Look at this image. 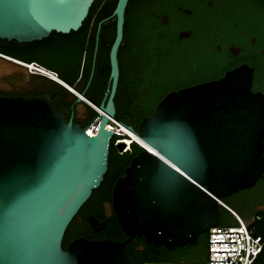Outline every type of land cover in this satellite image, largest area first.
<instances>
[{
	"label": "water",
	"instance_id": "obj_1",
	"mask_svg": "<svg viewBox=\"0 0 264 264\" xmlns=\"http://www.w3.org/2000/svg\"><path fill=\"white\" fill-rule=\"evenodd\" d=\"M92 1L0 0V38L22 42L52 30H76ZM127 2L117 0L112 13L116 33L109 51L108 96L87 124L66 119L50 93L0 94V264H141L126 239L78 236L62 247L67 225L103 179L117 133L106 124L115 118L117 50ZM35 75L0 55L1 91L25 86ZM251 82L252 67L241 63L219 78L166 92L154 113L140 120V133L116 120L141 148L116 178L111 201L104 203L128 236L143 235L147 243L166 248L193 243L199 232L218 224L222 197L262 175L264 93L253 91ZM97 116V133L87 135L85 128ZM125 144L117 146L122 150ZM89 220L95 229L105 226L92 216Z\"/></svg>",
	"mask_w": 264,
	"mask_h": 264
},
{
	"label": "trees",
	"instance_id": "obj_2",
	"mask_svg": "<svg viewBox=\"0 0 264 264\" xmlns=\"http://www.w3.org/2000/svg\"><path fill=\"white\" fill-rule=\"evenodd\" d=\"M116 2L117 0H93L86 17L82 20L81 25L76 30L71 29L69 32L65 33L52 30L49 36L22 42L15 39L5 40L0 38V52L18 59L36 60L48 68L54 69L59 77L70 81L78 74L79 70H81L80 65H78L79 63L76 64L75 59L72 42L74 33H87L95 16L106 17V21L102 25L99 33H102L103 41L111 43L114 40L116 33V18L115 15L112 14ZM161 6L162 3L160 0H144L141 4H134L131 1L130 4L126 6L123 26L124 37L127 39L125 45L133 46V43L134 45L137 44L136 42L141 40V38L143 39L144 36L142 33H146V29L156 31L158 37L165 35V32L168 30L167 27L161 25L159 19L152 21L150 18V13H152L153 9L155 7L160 9ZM171 55L172 54L167 53L164 56L153 59L152 80L149 81V83L145 85H130L119 82L117 84L114 95L116 120L131 125L136 132L140 133V120L146 113L152 112L154 105L166 91L170 88L182 84H189L201 79L203 71H208L209 68L213 67L211 59H205L199 51L192 49L185 56H181L182 60L185 62V67L189 69V78H187L186 81L183 79V82L181 83L178 81L179 79L177 77H174V71L171 69V64L173 62L177 63L179 66L181 65L178 64L181 62V58H179V55L176 53L175 57ZM97 58L101 69H99L97 78L92 81L93 92L89 95V99L96 105H98L103 99L104 91L106 89V79L110 71L108 49L102 50ZM138 60H140V64L146 63L145 59L138 58ZM132 61L134 62V59ZM122 67H125V65ZM260 68L261 74L263 75L262 78L264 79V64L260 66ZM259 83V87L264 89V83L261 81H259ZM3 93L24 95L50 93L54 100L65 96L76 98V95L64 85L44 75H36L35 78H32L31 85L25 89H12L9 92L0 90V94ZM52 103L56 108L55 102L53 101ZM87 107L90 111L89 122L91 117L97 114V111L88 104ZM120 137L128 138L127 135H112L109 144L107 170L103 175L100 185L97 188L92 189L91 195L80 206L76 216L73 217L67 225L62 238L63 248H66L68 243L78 234H86L88 237H93L95 235L110 236L111 238L116 239L125 236L123 229L117 220L116 214L105 215L102 212L103 201L110 199L112 187L116 178L124 173L122 168L128 165L132 156L138 153L141 149L140 146L131 140L129 143V149L125 148L124 150L119 151V147L117 146L118 142L116 140ZM229 198H231V196L222 197L220 200L235 209L243 218H245ZM218 208L220 211L218 224H234L237 222L236 218L224 205L219 203ZM90 214L93 219L101 220L105 224V227L99 232H95L93 230L94 228L85 227L86 225H89L88 215ZM77 216L81 217V222L77 220ZM245 219L250 221V226L254 227V234H261L264 236V212H258L252 219ZM207 237L208 231L204 230L198 233L195 242H187L171 248H166V245L163 243H154V245L153 243H147L142 237H140L136 242H141L144 248L141 251H137V253H135L134 247H132V249L133 253L136 255L135 258L138 259L140 263L202 260L207 257ZM254 262L257 264H264V244L255 256Z\"/></svg>",
	"mask_w": 264,
	"mask_h": 264
},
{
	"label": "flooded vegetation",
	"instance_id": "obj_3",
	"mask_svg": "<svg viewBox=\"0 0 264 264\" xmlns=\"http://www.w3.org/2000/svg\"><path fill=\"white\" fill-rule=\"evenodd\" d=\"M129 1H132L134 4H141L144 0H128L127 5L130 4ZM160 1L162 3L161 8L158 9V7H155L152 13H150V18L152 21L159 19V23L167 27V32L160 37H158V35L156 37L151 34L142 33L144 36L143 39L141 38L135 45L133 43V46L125 45L127 39H125L123 33L117 50L119 65L117 84L120 82L130 85H145L152 80L153 59L164 56L167 53L172 54L173 57H175L176 53L179 55L178 57L181 58V56L188 54L190 50L196 49L205 59L212 60L213 67L209 68L208 71H203L201 79L189 84H182L170 88L169 90L178 89L179 87L204 80L219 78L225 70L232 69L241 65V63H245L247 66L252 67V82L250 88L253 91L260 90L264 93V89L259 87V81L264 83V79L262 78L263 75L260 71V66L264 64V0ZM164 15H166L165 21L163 18ZM105 21L106 17L95 16L87 33H74L72 42L75 59L76 64L79 63L78 65H80L81 70H79L78 74L70 81L62 78L79 93L83 92V96L88 99L89 95L93 92L92 81L97 78L99 69H101L97 56L104 49L110 51V46L113 42L109 43L103 41L102 33H99ZM186 32L188 33L187 35L181 34ZM50 34L51 33H49V35ZM138 58L145 59L146 63L140 64ZM133 59L134 62L132 61ZM178 64L181 65L179 66L177 63L173 62L171 64V69L174 71V77H177L179 79L178 81L182 83L183 79L186 81V79L189 78V69L185 67V62L182 58L181 62ZM123 65H125V67H122ZM109 76L110 71L106 79L105 96L103 95V99H106L108 96L109 90L107 91V85L109 88L111 82ZM35 77L36 75L32 78ZM31 83L32 79L27 85L13 89H25L29 87ZM53 101L56 104L57 110L63 113L66 119L72 117L73 122H79L81 125L88 123L90 116L89 108L81 102L76 101V98L65 96L56 100L52 98V102ZM156 104L152 112L148 114L154 113ZM125 148L129 149V146ZM119 151L121 150L119 149ZM227 196H233V204L245 218L252 219L258 212H264V170L262 175L252 185L238 189ZM106 201H111V196L110 199L103 201L102 212L105 215L115 214L113 210L111 213L105 212L104 203ZM90 216L91 214L88 215L89 225H86V228L91 227L92 229L94 228L93 230L95 232H99L105 227L95 229L94 225L91 224L89 220ZM77 220L81 222V217L77 216ZM97 222L103 224L101 220L97 219ZM124 234V237L117 238V240L126 239V244L135 258V253L144 248L141 242H136V240L143 235L138 236L136 239L135 235L128 236L125 232ZM78 236H85L89 239H116L110 236L95 235L93 237H88L86 234H78L75 237ZM132 247H134L135 253H133ZM136 260L138 261V259Z\"/></svg>",
	"mask_w": 264,
	"mask_h": 264
},
{
	"label": "built area",
	"instance_id": "obj_4",
	"mask_svg": "<svg viewBox=\"0 0 264 264\" xmlns=\"http://www.w3.org/2000/svg\"><path fill=\"white\" fill-rule=\"evenodd\" d=\"M1 56L11 59L23 65L29 72L36 75H44L64 85L73 93L79 95L81 99L92 108L97 109V105L87 97L81 95L74 87L61 79L58 73L35 60H23L0 52ZM98 117L90 122V127L85 128L87 135H94L98 131ZM118 121V120H117ZM115 118H110L107 127L116 130L121 127ZM119 139L116 141L118 142ZM236 218L234 224H216L208 229L207 237V257L202 260H181V261H157L144 262L142 264H257L254 262L255 256L264 244V236L254 234V227L250 226V221L245 220L235 209L219 200ZM237 232H209V231H236ZM214 240H235V241H214ZM222 259V260H210Z\"/></svg>",
	"mask_w": 264,
	"mask_h": 264
},
{
	"label": "bare ground",
	"instance_id": "obj_5",
	"mask_svg": "<svg viewBox=\"0 0 264 264\" xmlns=\"http://www.w3.org/2000/svg\"><path fill=\"white\" fill-rule=\"evenodd\" d=\"M116 130L117 131H120V132H122V133H128V134H130V137H135L134 136V134L133 133H131L129 130H127L125 127H123V126H121V127H116ZM130 137H128L127 139H125V140H123V141H125L126 143H130V141H131V138ZM140 140V139H139ZM141 141V140H140Z\"/></svg>",
	"mask_w": 264,
	"mask_h": 264
},
{
	"label": "rangeland",
	"instance_id": "obj_6",
	"mask_svg": "<svg viewBox=\"0 0 264 264\" xmlns=\"http://www.w3.org/2000/svg\"><path fill=\"white\" fill-rule=\"evenodd\" d=\"M145 31H146V33H143V34H151V35L156 36V37H157V35H158L156 31L151 30V29H146ZM126 146H127V143L125 144V147H126ZM125 147H124V148H125ZM124 148H123V149H124ZM233 196H234V195H233ZM233 196H231V198H229V199L232 200V197H233ZM244 219H245V218H244ZM245 220H246V219H245ZM247 221H248V220H247Z\"/></svg>",
	"mask_w": 264,
	"mask_h": 264
},
{
	"label": "clouds",
	"instance_id": "obj_7",
	"mask_svg": "<svg viewBox=\"0 0 264 264\" xmlns=\"http://www.w3.org/2000/svg\"><path fill=\"white\" fill-rule=\"evenodd\" d=\"M61 78V77H60ZM62 79V78H61ZM66 82V81H65ZM69 90V89H68ZM72 92V91H71ZM73 93V92H72ZM75 94V93H74ZM116 134H118V133H116ZM120 136H125V135H127V133H120L119 134ZM127 137H129L128 135H127ZM126 139V137H120L119 138V140H118V142L119 141H123V140H125ZM127 146H129V144L127 143Z\"/></svg>",
	"mask_w": 264,
	"mask_h": 264
}]
</instances>
